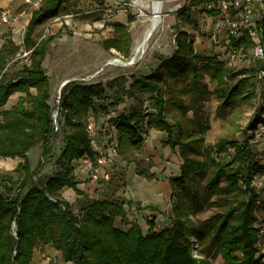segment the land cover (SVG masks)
Returning <instances> with one entry per match:
<instances>
[{
    "label": "trees",
    "instance_id": "16d2710c",
    "mask_svg": "<svg viewBox=\"0 0 264 264\" xmlns=\"http://www.w3.org/2000/svg\"><path fill=\"white\" fill-rule=\"evenodd\" d=\"M75 5L73 0L41 1L25 34L24 47L32 50L31 59L23 64L16 77L7 78V57L0 52V156L22 159L17 168L25 174L22 181L0 180V264H33L35 249L45 245L61 253L62 261L67 264H213L212 250H205L207 244L222 254L226 264H262L256 258L254 223L259 195L254 179L264 175V163L252 156L253 135L243 140L221 138L206 145L210 125L203 113L204 103L211 94L205 76L216 80L214 92L220 100L219 110L228 111L241 101H250L253 93L248 92V87L256 86L255 81L247 85L251 76L242 77L233 85L230 82L252 71L250 68L233 73L216 56L200 55L195 51L194 34L188 29L176 33V50L157 68L132 75L129 85L125 76L111 83L115 88L114 105L125 97L143 103V96L149 94L155 109L147 112L136 105L128 114L111 119L117 130L119 155L136 165L139 176L157 178L151 166H145L135 154L143 147L147 129L165 132L168 144L179 148L182 173L170 179L172 197L176 200L173 227L154 231L152 223L151 230L144 232L139 223L127 221L125 204L128 203L114 196L88 199L77 210L63 198L61 191L65 188L86 196L79 189L75 174L82 157L95 156L85 125L91 115L99 117L110 109L103 103L106 88L102 83L70 81L63 89L60 128L56 131L50 104V77L44 62L57 35L41 39L34 36L38 27L62 13H70ZM190 10L191 7L183 6L177 13L186 25L199 31ZM131 22L132 18L128 23L116 22L113 36L103 41L104 48L130 57ZM242 43L249 47L251 40L246 35ZM17 92L23 95L13 106L4 108ZM99 108L104 109L103 113ZM171 111H174L171 115L174 124L168 119ZM260 123L264 124V111L256 114L246 133L254 131ZM62 130L66 141L54 174L41 183L29 184L34 175L29 159L31 149L42 143L46 155L51 141ZM228 147L235 151L230 161L214 160L212 154L216 149L227 151ZM203 155L207 161L200 160ZM210 166L214 169L206 180ZM205 205L216 207L217 211L197 223L193 216ZM117 217L131 227L127 231L118 228ZM192 238L199 245L197 253L201 257L193 253Z\"/></svg>",
    "mask_w": 264,
    "mask_h": 264
},
{
    "label": "rangeland",
    "instance_id": "374dc122",
    "mask_svg": "<svg viewBox=\"0 0 264 264\" xmlns=\"http://www.w3.org/2000/svg\"><path fill=\"white\" fill-rule=\"evenodd\" d=\"M22 1V0H21ZM73 0L75 9L70 13H62L59 17L66 14H73L70 21H59L52 23L53 28L50 35H57L52 42L51 48L46 57L45 68L50 77V86L53 89V95L50 99V104L53 107L54 113L58 111L59 103L58 96L63 95L64 83L70 81H77L79 83H102L106 88V98L104 106H109L114 109L115 117L118 115L128 114L132 107L141 105L147 112H153L155 109L151 105L149 94L144 95L143 103H137L134 98L125 97L123 101L114 105L115 88L111 87V83L119 76H125L128 79L127 85L131 82L132 75H141L147 73L152 69L157 68L163 59L169 58L173 55L177 48L176 33L179 30L188 29L194 38H199L201 42H196L198 52L202 56H216L217 48L212 42L211 33L214 25L212 15L205 13L202 7H199L197 2H194L191 7V13L196 20L199 31L193 26L186 25L181 14L177 13V9L188 0H163V9L161 11L162 23L153 36L148 41L146 49L136 56L134 63L124 65L119 62H112V60H122L130 62L135 56V48L142 40L147 27L150 24V18L153 15L151 7H144L138 0H124V11L119 10L117 15L124 13V23H128L132 18L130 31L133 38L131 49V56L123 57L116 50H107L103 46V41L113 36L114 24L118 21L117 18L105 20L103 8L106 5H111L113 0ZM63 24H62V23ZM49 21L38 27L35 32V39H41L44 36L46 26ZM27 28V27H26ZM26 28L21 35L12 37L7 30L0 35L3 41H0V52L3 51L7 57L5 71L7 78L16 77L22 69L24 62L17 59L18 53L24 47V40ZM49 36V35H48ZM195 42V39H194ZM26 49V48H25ZM217 58V57H216ZM251 54L248 52L244 58H239L235 61L233 66L229 69L233 73H238L241 70L237 68L241 65H248ZM260 63L257 61L251 62L252 74L237 76V78L230 82L233 85L242 77H250L248 86L255 81V89L248 87V92L253 93L250 101H241L232 110H219L220 100L216 96L214 90L217 82L205 76L211 94L205 101L203 106V113L209 122L210 129L205 136V144H215L221 138H232L243 140L249 135H253V131L247 129L256 117L258 112L264 111V84L256 77V72ZM35 92V90H33ZM20 94H13L4 108L13 106ZM247 95V94H246ZM102 103V102H101ZM140 106V107H141ZM99 112L103 113L104 109L99 108ZM104 114L96 116L98 126L104 125L107 127V120ZM191 115V113H189ZM171 115L169 114V121L174 124ZM58 122L60 116H57ZM111 123V122H110ZM112 125V123H111ZM109 129V128H108ZM109 134L117 135V130L109 129ZM144 144L140 151H135L136 156L143 162L145 166H151V171L154 172L157 178L149 180L145 177H136L137 169L134 163H129L118 155L114 164L108 168L111 174L112 182L109 183H95L92 182L85 174L84 169L76 165L79 171V189L85 193L86 196L77 194L71 188H65L61 191L63 198L71 202L77 210L82 207L91 198H103L105 196H114L126 201L131 207L136 209L127 210V221L129 223H139L144 232L151 230L152 223L154 224L152 230L159 231L166 228L173 227V207L176 203L172 197L173 186L170 182L172 177L181 175V166L183 160L180 157L179 148H172L168 144V137L165 132L156 129H147L143 135ZM65 133L59 131L48 147V153L43 154L44 146L42 143L35 145L30 153L29 159L31 163V170L34 173L30 183H41L48 177L52 176L56 170L57 159L65 145ZM252 156L262 163H264V143L257 141L253 136L251 138ZM234 149L227 148V151L215 150L212 154L214 160L230 161L234 154ZM9 158L0 156V180L6 182L22 181L25 178L23 170L18 169V165L23 160L20 158H11L14 162L10 165ZM200 160L207 161V156L203 155ZM79 164V163H78ZM81 168V170L79 169ZM213 166L210 170L206 180L212 175ZM263 174L257 175L254 179L256 189L260 187V179ZM136 177V178H135ZM110 180V181H111ZM130 181V190H128V182ZM162 181L169 183L170 193L165 197L164 205H160L162 210L153 214L150 210H145L143 205L147 202L138 200L136 193L142 192L147 195V190L150 187H156ZM225 185V183H222ZM132 192V193H131ZM131 193V195L129 194ZM214 198L211 199L213 201ZM83 201V202H82ZM127 204L125 208L127 209ZM151 209V208H150ZM155 210V209H152ZM217 211L216 207L205 205L201 208L193 219L198 223L202 220L208 219ZM156 215V216H155ZM124 222L121 217H117L115 225L127 231L131 224ZM205 247V246H203ZM209 244L205 250H212L211 261L213 264H226L222 254ZM198 254V253H197ZM201 257L200 253L198 254ZM33 264H67L62 261L61 253H59L51 245L39 246L35 249L33 256Z\"/></svg>",
    "mask_w": 264,
    "mask_h": 264
},
{
    "label": "built area",
    "instance_id": "2783aa9c",
    "mask_svg": "<svg viewBox=\"0 0 264 264\" xmlns=\"http://www.w3.org/2000/svg\"><path fill=\"white\" fill-rule=\"evenodd\" d=\"M14 1V0H12ZM42 0H22L23 6L16 8L12 5L0 8V31L7 28L12 37L21 35L32 17L34 10L38 9ZM194 2H197L199 7L212 15L214 25L212 28L211 39L217 48L216 57L226 66H233L239 58H244L249 52L251 58L248 65H241L237 69H250L251 62L257 61L260 66L257 69L256 77L264 84V0H188L185 5L190 7ZM179 7L177 10L181 9ZM124 11V0H113L111 5H106L103 8L105 20H111L116 13ZM73 14H66L62 17H55L49 21L46 26L43 37L51 34L53 25L59 21H70ZM62 23V22H61ZM63 24V23H62ZM27 29V28H26ZM248 36L251 40V45L248 47L242 43L244 36ZM194 47L197 52L196 42H201L199 38H194ZM32 55V50H27L25 47L18 53L17 59L25 63H29ZM62 100L61 95L58 96L60 105ZM59 108L56 113H53L56 131L59 130L60 124L57 120ZM107 120V127L104 125L98 126L97 118L90 116L85 125L90 144L95 151V156L85 155L78 161L79 167L84 169L88 178L95 183H109L111 174L108 170L112 166L119 155V141L116 135L109 134V129H114L111 125V119L115 117L114 109L110 108L104 115ZM109 128V129H108ZM116 129V128H115ZM253 137L264 143V124H258L253 131ZM81 168H79L81 170ZM79 171H75L77 178ZM242 184V181H240ZM260 187L257 189L259 195L256 202V221L254 226L257 230L256 243V258L264 264V176L260 179ZM256 186V185H255ZM127 210L136 209L127 204ZM193 253L196 257L198 243L195 238H192Z\"/></svg>",
    "mask_w": 264,
    "mask_h": 264
},
{
    "label": "crops",
    "instance_id": "0c3cea01",
    "mask_svg": "<svg viewBox=\"0 0 264 264\" xmlns=\"http://www.w3.org/2000/svg\"><path fill=\"white\" fill-rule=\"evenodd\" d=\"M8 5H12L16 8H19V7L23 6V3L21 0H14V1H12V0H0V8L6 7ZM115 18H117V19H115V20H118L117 22H124V13L117 15ZM7 30H8L7 28L2 29L0 31V35L5 33V31H7ZM2 39L3 38H0V41H3ZM45 64H46V60L44 62V67H45ZM50 90H51V96H52L53 95V89L51 88V86H50ZM15 94L23 95L20 92H17ZM136 177L142 178V176H139V175H136ZM130 186L131 185H130V181H129L128 182V190H130ZM150 189L151 190H147V195L142 193V192H138V193H136V195L139 198L138 200H140V201L144 200V202H147L146 204L143 205L145 210H150L153 214H156V212H158L159 210H162L160 205L161 204L164 205L165 197L170 193V185H169V183L162 181L160 184L156 185V187L152 186V188L150 187ZM131 193H129V194L131 195ZM150 206L155 207V210H152V208L150 209L149 208Z\"/></svg>",
    "mask_w": 264,
    "mask_h": 264
},
{
    "label": "bare ground",
    "instance_id": "6f19581e",
    "mask_svg": "<svg viewBox=\"0 0 264 264\" xmlns=\"http://www.w3.org/2000/svg\"><path fill=\"white\" fill-rule=\"evenodd\" d=\"M137 2L141 3L144 7H151L153 10V15L150 18V24L147 27L142 40L137 44L135 48V56L140 55L146 49L148 41L159 28L163 20L161 15V11L163 9V0H138ZM112 62L121 63V60L116 59L112 60L111 63ZM8 160V163H10V165L13 164L14 161L11 158H9Z\"/></svg>",
    "mask_w": 264,
    "mask_h": 264
},
{
    "label": "water",
    "instance_id": "95a60500",
    "mask_svg": "<svg viewBox=\"0 0 264 264\" xmlns=\"http://www.w3.org/2000/svg\"><path fill=\"white\" fill-rule=\"evenodd\" d=\"M135 60H136V56H134V57L131 59L130 62H124V61L121 60V63L124 64V65H129V64L134 63ZM68 82H69V81H68ZM68 82H65L64 85L67 84Z\"/></svg>",
    "mask_w": 264,
    "mask_h": 264
}]
</instances>
